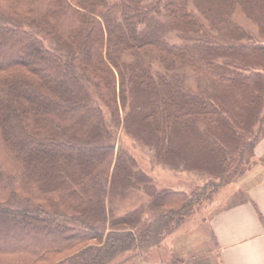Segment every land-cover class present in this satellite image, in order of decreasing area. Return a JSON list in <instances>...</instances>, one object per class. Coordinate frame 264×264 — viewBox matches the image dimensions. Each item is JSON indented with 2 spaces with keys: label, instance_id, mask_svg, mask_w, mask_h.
I'll use <instances>...</instances> for the list:
<instances>
[{
  "label": "trees",
  "instance_id": "trees-1",
  "mask_svg": "<svg viewBox=\"0 0 264 264\" xmlns=\"http://www.w3.org/2000/svg\"><path fill=\"white\" fill-rule=\"evenodd\" d=\"M89 86L115 131L129 99L126 129L204 185L158 190ZM263 101L264 0H0V264H133L241 174ZM132 190L149 202L109 209Z\"/></svg>",
  "mask_w": 264,
  "mask_h": 264
},
{
  "label": "rangeland",
  "instance_id": "rangeland-1",
  "mask_svg": "<svg viewBox=\"0 0 264 264\" xmlns=\"http://www.w3.org/2000/svg\"><path fill=\"white\" fill-rule=\"evenodd\" d=\"M234 17L238 23L250 30L255 39L261 37L258 33V28L252 21L245 18L238 12L234 15ZM167 31L168 40L170 42H180L176 36L175 30L167 29ZM46 44L50 49L64 57L54 43L48 42L47 40ZM148 60L149 59H146V62ZM186 71L185 84L190 87L192 91L196 92L199 90L200 85H205L204 79L199 78L191 69H186ZM89 89L93 97L94 104L101 107L107 127L113 132V134L116 133L117 148L120 147L129 152V154L135 159L138 168L153 179V182L158 190L169 188L190 192L196 187L204 185L209 177L207 174L199 173L197 171L172 169L167 166L169 164H164L163 159H159V157H157L156 151L153 148L144 145L132 132H129L128 129H126L129 122V99L126 105L120 106L121 124L115 131L113 121L110 118L108 110L102 105L100 99L96 95V92H94V89H92L91 86H89ZM262 113H264V106ZM253 157V155H250L248 162H246L242 168L241 174L233 181V184L231 183L221 187L210 199L204 201V203H202L188 219L184 220L176 230L167 235V242L164 241V244H162L161 247L157 246L148 249L147 252L142 255L138 254L136 257L131 258V262L133 264H173L174 260H170V257H174V253H172V251H178L176 246L178 247L179 244H182L188 249V252L193 251L194 248H201V254L203 256L199 257L200 260L197 261L196 264L217 263L213 249L210 245L211 242L208 240L211 233L208 229L207 221L211 214L224 207L228 203V200L233 202L236 199L241 198L240 194L230 196V191L234 188V184L240 181V179L252 168V163L254 162ZM141 202L146 205L149 200L145 194L139 193L138 190L129 191L126 197H122L115 193H110L107 196L109 209L114 210L118 215L136 207L138 204L140 205ZM152 214L151 210L145 208L143 220H149Z\"/></svg>",
  "mask_w": 264,
  "mask_h": 264
},
{
  "label": "crops",
  "instance_id": "crops-1",
  "mask_svg": "<svg viewBox=\"0 0 264 264\" xmlns=\"http://www.w3.org/2000/svg\"><path fill=\"white\" fill-rule=\"evenodd\" d=\"M253 156L252 168L230 191V196L240 194L241 198L228 200L207 221L211 233L208 240L217 262L213 264H264V136ZM176 248V252L171 249L174 257L170 260H181L182 264H196L203 256L201 248L193 247L190 252L182 244Z\"/></svg>",
  "mask_w": 264,
  "mask_h": 264
}]
</instances>
